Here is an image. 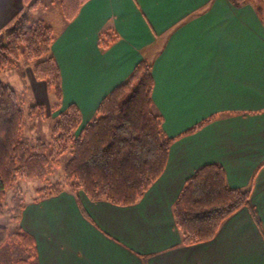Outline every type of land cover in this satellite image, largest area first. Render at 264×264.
I'll return each mask as SVG.
<instances>
[{
	"label": "crops",
	"instance_id": "0c3cea01",
	"mask_svg": "<svg viewBox=\"0 0 264 264\" xmlns=\"http://www.w3.org/2000/svg\"><path fill=\"white\" fill-rule=\"evenodd\" d=\"M3 0L1 17H7ZM22 0H17V3ZM23 3V2H22ZM54 26L61 110L76 105L81 128L143 60L152 65L154 110L176 138L161 177L133 206L63 192L25 203L19 226L38 264H264V12L252 0H91ZM108 32L118 41L98 47ZM223 167L250 209L207 243L184 247L172 207L201 167Z\"/></svg>",
	"mask_w": 264,
	"mask_h": 264
},
{
	"label": "trees",
	"instance_id": "16d2710c",
	"mask_svg": "<svg viewBox=\"0 0 264 264\" xmlns=\"http://www.w3.org/2000/svg\"><path fill=\"white\" fill-rule=\"evenodd\" d=\"M91 0H60L65 22L71 23ZM258 13L264 12V0H252ZM254 3V4H255ZM28 10H35L42 0H23ZM54 29L43 20L23 17L5 36L0 37V73L15 68L20 49L24 47L33 75L45 82L57 113L51 127V140H22L27 120L45 105L26 111L16 91L0 80V218L5 212V199L10 201V221L18 229L10 232L0 225V250L10 241L19 243L25 258L16 264H38L34 238L19 226L25 199L18 183L38 180L48 183L37 191L34 202L55 197L63 192L85 194L92 202L104 201L115 206L138 204L161 177L172 144L215 121L212 116L176 138L163 131V118L154 110L152 65L141 61L128 79L114 88L99 104L94 118L83 128L79 108L71 104L61 110L62 85L58 64L52 54ZM118 37L103 32L98 47L107 50ZM69 159L62 165V158ZM63 168V182H49L51 169ZM251 189H233L227 183L222 166L208 164L188 179L172 207L181 245L195 246L212 241L223 223L241 209H250ZM1 264V263H0Z\"/></svg>",
	"mask_w": 264,
	"mask_h": 264
},
{
	"label": "rangeland",
	"instance_id": "374dc122",
	"mask_svg": "<svg viewBox=\"0 0 264 264\" xmlns=\"http://www.w3.org/2000/svg\"><path fill=\"white\" fill-rule=\"evenodd\" d=\"M1 1L3 0H0V9L2 8ZM22 2L17 3V0H13L3 8L6 9L7 17H1L0 19V37L5 36L15 27L17 20L23 17L31 22L43 20L46 24L53 27V29L56 23H60L59 16H61L64 22L60 9V0H42L43 4L31 11ZM0 80L9 84L16 91L20 105L26 111L35 105L46 106L44 114L38 112L34 117L27 120L26 128L21 135L22 140L33 142L36 139H41L46 143H50V131L57 115L50 107L54 105L55 98L45 82L38 81L34 78L33 63L26 58L24 47L20 49L19 61L16 67L1 71ZM68 159L67 156L61 159L63 166ZM48 181L52 183L57 181L63 182V168L51 169ZM47 184V182L41 183L38 180L19 182L18 185L22 189L25 203L35 199L37 197V191L47 186ZM12 196L13 191L9 190L5 199V212L0 218V225L6 227L11 233L18 229V224L10 221V201ZM22 258H25V252L20 244L14 241H10L0 250L1 264H16Z\"/></svg>",
	"mask_w": 264,
	"mask_h": 264
}]
</instances>
